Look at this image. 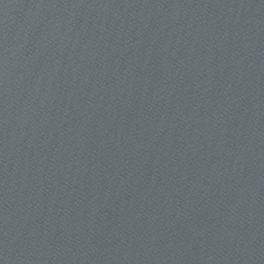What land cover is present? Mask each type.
<instances>
[{"label": "water", "instance_id": "water-1", "mask_svg": "<svg viewBox=\"0 0 264 264\" xmlns=\"http://www.w3.org/2000/svg\"><path fill=\"white\" fill-rule=\"evenodd\" d=\"M0 264H264V0H0Z\"/></svg>", "mask_w": 264, "mask_h": 264}]
</instances>
